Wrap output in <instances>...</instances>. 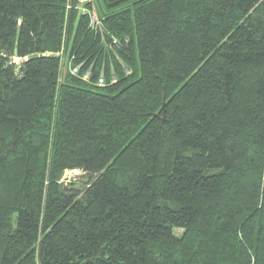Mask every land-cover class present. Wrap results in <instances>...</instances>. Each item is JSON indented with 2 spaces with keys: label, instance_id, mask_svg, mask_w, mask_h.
<instances>
[{
  "label": "trees",
  "instance_id": "trees-1",
  "mask_svg": "<svg viewBox=\"0 0 264 264\" xmlns=\"http://www.w3.org/2000/svg\"><path fill=\"white\" fill-rule=\"evenodd\" d=\"M0 264H264V0H0Z\"/></svg>",
  "mask_w": 264,
  "mask_h": 264
},
{
  "label": "rangeland",
  "instance_id": "rangeland-1",
  "mask_svg": "<svg viewBox=\"0 0 264 264\" xmlns=\"http://www.w3.org/2000/svg\"><path fill=\"white\" fill-rule=\"evenodd\" d=\"M49 56H53L55 54L52 53H48ZM24 61V60H23ZM13 63L19 64L21 63V60H19V58H13L12 60ZM67 66L64 67V71L62 72V75H64L65 70H66ZM62 180L66 183V184H73V187L75 189H81L83 186H85L87 178L83 175V173H81L80 171H65L62 177ZM179 233V232H177Z\"/></svg>",
  "mask_w": 264,
  "mask_h": 264
},
{
  "label": "built area",
  "instance_id": "built-area-1",
  "mask_svg": "<svg viewBox=\"0 0 264 264\" xmlns=\"http://www.w3.org/2000/svg\"><path fill=\"white\" fill-rule=\"evenodd\" d=\"M90 0H80V2H83V3H85V2H89ZM96 21V18L93 16L92 17V23H94ZM19 60H21V59H19ZM25 60V59H24Z\"/></svg>",
  "mask_w": 264,
  "mask_h": 264
}]
</instances>
